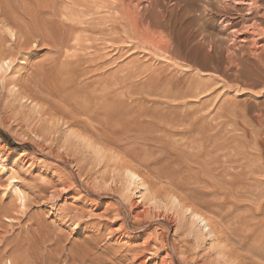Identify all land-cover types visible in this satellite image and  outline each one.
Masks as SVG:
<instances>
[{
  "label": "rangeland",
  "instance_id": "374dc122",
  "mask_svg": "<svg viewBox=\"0 0 264 264\" xmlns=\"http://www.w3.org/2000/svg\"><path fill=\"white\" fill-rule=\"evenodd\" d=\"M107 1L109 0H88L90 12L87 15L72 11V1H56L60 11L64 13L60 12L62 15L58 14L59 17L57 16L58 18L50 23L48 34L51 36L47 34L48 39L40 34V37L35 34L33 40L27 36L22 30L23 26L20 24L22 21L17 22L14 19V17L22 16L20 9L15 5H11L7 17L16 25L11 24L8 27L0 24L2 25L0 35L3 36L6 33L5 38L8 39L7 48L15 41L20 43L19 40H21L23 43L26 37L31 40V43L35 42L23 51L14 45L15 57L9 56L11 63L5 65L4 69L0 67V133L7 138L4 140L0 136V238L21 241L24 243L22 245H27L28 241L29 245V247L27 245L28 249L23 262L18 263L12 261L10 257H5L3 263L8 264L11 261L13 264H162V258L166 255L160 247L166 239L168 242H173L179 249L178 257L181 264H235L228 256L235 246L220 239L213 242L211 237L198 238L191 228L188 215L176 214L161 203L158 205L160 208L143 203L135 207L133 203L138 200L136 197L131 199L133 201H127L121 189L118 191L110 189L109 186L123 187V166L129 158L121 148L113 151L109 145L95 146L94 140H90V144L83 146V142L80 143L70 135L59 113L62 105L57 99L54 101L55 97L45 99L42 96L43 101L39 98L32 103L31 100H27V96L31 93H21V96L15 93L34 77H40L42 80L53 79L62 67L61 62H64L67 57L71 60L75 59L76 55H86L87 58H91L98 49L99 55H97L103 59L99 61V65L93 64L95 68L92 66L91 68H94L92 71L98 70L96 74L101 73L104 78L107 77L108 88L116 86L119 89L117 101L122 102L120 112L124 115L123 120L130 118V115L135 116L137 120L135 117L130 118L132 121L136 120L135 124L129 121L130 119L125 121L127 124H134V128L137 127L143 132L146 140H163L169 143L164 154L167 157H163L164 152L159 153L157 145H152L153 148L150 150L152 155H149L151 157H145L151 160L162 158L170 160L172 156L170 163L166 164L183 163V165L176 163L180 168L175 167L182 170V180H185L184 182L188 187L191 186L192 190L196 191L198 188L197 195L202 194L201 197L205 199L207 196L210 199L207 200L211 204L214 203L213 210L221 209V212L234 214L257 213L264 222V164H262L264 163V155L262 156L264 153V66L260 65L263 63L259 61L261 51L264 50V31H262L264 24L257 26L259 29H254L256 24L253 18L258 17L251 16V13H255L248 6L239 7V11L235 12L234 7L229 3H220V7L210 11L205 9L204 2L197 1L195 11L189 14L197 21L189 23L187 20L185 23H188L190 27L187 24V30L185 27L182 34L184 41L192 38L191 44L196 52L192 57L179 59L158 54L149 44L133 34V28L127 33L126 29L122 28V30L118 25L121 31L116 44L111 40L100 41L99 30L111 29L114 20L120 15L108 8ZM153 1L155 0H134L136 16H148L153 10ZM159 1L163 4L162 13L170 14L179 11L174 0ZM74 8L83 10L76 6ZM259 11V15L264 14V0H261ZM229 12L237 15L238 20H233V24L232 21L225 19ZM248 14L250 16H247ZM62 21L81 28L84 26L81 25L82 22L96 24V30L89 32L79 30L74 36L79 38L78 43L87 44L85 46L96 43V41L91 42L92 39L94 41L100 38L99 42L94 44V47H98L92 50L87 49V51L80 48L59 50L64 30H67L64 32L67 36L71 33L70 29L60 24ZM19 26L21 27L18 28ZM13 28L17 32L20 31L23 38L18 40ZM115 47L117 51H113ZM59 52H62L60 54L63 56ZM114 59L117 61L114 62ZM249 68L259 73L254 75L245 73L244 70ZM96 74L92 76H99ZM89 76H87L89 79L86 77L87 81L84 80V82L93 80L94 77ZM113 77H116V80ZM34 104H37L38 108H32ZM131 110L134 111L131 112ZM137 114L142 115L143 119ZM126 115L127 118H125ZM79 129L73 128L72 131L79 132ZM194 136L198 138V141L202 139L203 143L198 142ZM114 141L117 144L120 143L119 145L129 144L124 139H114ZM201 145L203 149L200 148ZM138 147L142 153L144 147L141 148L139 145ZM208 147L211 148L210 151ZM146 150L144 154L147 153ZM201 150H205L206 153L203 151L204 154ZM211 150L214 155L210 153ZM198 151L203 156L197 157ZM136 153L138 154L139 151ZM258 153H261V156ZM160 154L161 157H159ZM238 157H241V160L244 157L243 161L247 163L237 159ZM191 161L193 164L194 161L199 163L193 166ZM256 161L257 165L260 164L259 171H257L259 165L254 164ZM185 163H188L187 166ZM232 163L237 164L238 168ZM244 164L246 168L243 169ZM133 165L138 166L137 169L148 177L149 182H156L144 165L134 163ZM203 166H206V170H213V173L210 171L211 174H209V170L206 172ZM240 171H245L244 175ZM199 172L204 173L202 174L204 177ZM205 172L209 174L208 177L205 176L207 175ZM254 173H259L257 175L260 181L257 182V175L255 176ZM210 175L212 177H209ZM10 178L15 179H13L15 188H19L18 191L25 195L26 207H23L18 200L13 187H7L10 184ZM251 178L256 180L251 182ZM79 179L82 183L78 182ZM217 179L218 181L221 179V182H217ZM210 180L217 184L221 183V186L225 183L244 185L245 187H240L246 195L237 196L234 193L236 195L233 196V193L232 195L230 192L225 193L220 184L218 186L212 181L213 184H211ZM235 180L238 182L236 183ZM208 182L211 188L210 184L207 185ZM214 185L218 188L215 189ZM156 186L169 188L166 182H156ZM105 187L108 189L106 190ZM213 187L214 190H212ZM219 187L221 191L217 190ZM152 190L155 192V188ZM211 192L220 193L224 196V200L222 198V201L220 198L218 200V194L213 197ZM239 197L240 199H237ZM215 198L218 204L223 206H217V202L213 200ZM120 202H123L127 209L120 210L123 204ZM195 206L201 207L200 209L213 222H220L216 215L206 211L208 206V208L204 207L199 201L195 202ZM134 211L137 215L142 212L145 217L143 216L142 220L138 219ZM165 217H169L170 224ZM230 224H222L219 230L231 228ZM219 233L221 235L220 231ZM156 240L159 245L154 244ZM169 262L167 264H170Z\"/></svg>",
  "mask_w": 264,
  "mask_h": 264
},
{
  "label": "bare ground",
  "instance_id": "6f19581e",
  "mask_svg": "<svg viewBox=\"0 0 264 264\" xmlns=\"http://www.w3.org/2000/svg\"><path fill=\"white\" fill-rule=\"evenodd\" d=\"M56 1L59 2L60 0H54L53 1L54 6H53L52 0L51 1H47V0H0V24H4L8 27H9V25L14 24V22L10 21L9 20L10 18L8 19L7 16H8V10H11V8H10L11 5H15L17 8L20 9L22 16L19 14L20 17L19 16L14 17V19L17 22H19L20 20L22 21V23H20V24H21V26H23L22 30H24L26 32L27 36L31 37L33 40L35 34L38 36L40 34L41 36L43 35V37L45 36L46 37L45 39H48L47 34H48L49 29H50L49 28L50 23L52 21H55L54 20L55 18H58L60 15H62L61 13H64L62 10L60 11V8H59L60 6L59 7L57 6ZM63 1H65V0H63ZM67 1H69V2L72 1V5H73L71 7L72 11H76L81 15H87L90 12V6H89L90 4L88 5V0H67ZM133 1L134 0H111V2H110V0L107 1L108 5H109L108 8L112 9V11H115L114 13H117L120 15L119 16L117 15L118 17L116 16L117 18L114 20V25L111 29H109L107 31L105 29L99 30V35L101 36L100 41L111 40L113 43L116 44V42L118 41V34H120V31L122 28L126 29L125 31L127 33H129V30L131 28H133L134 29L133 34L135 36L142 39L146 44H149L153 48V50H155L158 54H160L162 56H166V57L168 56V57H173V58L175 57V58H179V59H185L187 57L188 58L192 57L196 52V49H193V46L191 44L192 38H187L186 41H184L183 40L184 37L182 36V34L184 33L185 27L187 30L186 25L188 23H185L187 20L189 23L193 22L194 20L197 21V19H194L193 17H191V15H189L190 13H193L195 11V9L197 7V6H195V4L197 3V1L204 2L205 3L204 6L206 7L205 9L206 10L208 9L210 11H213V10L217 9L218 7H220V5H221L220 3H223V4L229 3L230 6L232 5L234 7L233 11H235V12L239 11V9H238L239 7L248 6V7H250V10L254 11V13H255V14L251 13V16L256 15V17H258V18H253L254 22L256 24V27L254 26L255 27L254 29H259V28H257V26H262L264 24V14L259 15V12H260L259 10L261 9V0H174V4H176L179 11L176 13H170V14L162 13L163 4L159 0H155L152 2V7H153L152 12L148 16L145 15L143 17L142 16L141 17L136 16L137 13L135 14V12H134ZM148 1H150V0H148ZM61 2H62V0H61ZM225 5H223V6H225ZM75 6L79 7V8H83V10L82 9H76V8H74ZM58 14H59V16H58ZM236 16L237 15H233L230 12L226 14V17L224 15L225 19L232 21V24L234 23L233 20H238V18ZM247 16H250V15L248 14ZM199 20H201L200 17H199ZM60 24L63 27L70 29L71 33L67 36V34L64 33L67 30L66 31L64 30V32H63L64 36L62 37L61 42H60L61 48L58 46L60 48L59 50L68 49V48H72L75 50V49L80 48V49H83L84 51L85 50L87 51V49L92 50V49H95V47H98V46L94 47V44L96 45V43L99 42L98 40L100 38L99 39L95 38L96 40H94V41L92 39L91 42L96 41V43H91L93 46L91 44L89 46H85L87 44L82 45L81 42L78 43L77 41H79V38L78 37L75 38V36H74V34L79 30H81L83 32H85V31L89 32V31L96 30L97 29L96 24H94L92 22H90V23L89 22H82L81 25L82 26L84 25L82 28L80 26H75V25L72 26V25L65 24L64 21H62ZM4 25H3V27H4ZM14 25H16V24H14ZM118 25L121 27V29ZM21 26H19L18 28H20ZM188 26H189V24H188ZM242 27H241V29H242ZM247 27H248V25H247ZM10 29L12 30V28H10ZM13 30H15V29L13 28ZM262 31H264V30H262ZM7 32H8V30H7ZM1 33H3V32L1 31ZM21 34L22 33L20 31L17 32V30H15V36L17 35L18 40L23 38ZM112 35H114V37H111ZM3 36L0 35V67H1V69H4L5 65H9V63H11L12 60L9 59V56L15 57V53L13 52V49H15V46H18V49L20 51L21 50L23 51L24 49H27L29 47V45L31 46L32 43H35V42L31 43V40L27 39V37H26V38H24L23 43H21V40H19L20 43L19 42L17 43L15 41L13 44H11V46H9L11 48L10 49L9 47L8 48L6 47V43L8 42L7 41L8 39L5 37H7V36L6 35L4 37ZM38 36H37V38H38ZM49 36H51V35H49ZM72 42L73 43L76 42V44H72ZM89 42L90 41L88 40V43ZM36 43H37V40H36ZM12 47H14V48H12ZM95 51H96V54L93 55L91 58H87L86 55H83V56H77L76 55L77 57L75 56V59L71 60V59H69L70 57H67L64 62H61V64L59 63L60 66H62V67L59 66L60 69L58 71V74L53 79L42 80L40 77H36V78L34 77L29 83L26 82L27 84H25V85L23 84L24 86L22 85L18 89L17 93H15V92L14 93L18 96H21V93H25V94L31 93L30 96H27L28 97L27 100H31L32 103H33V101H37L39 98L41 99L40 101H43L44 98L45 99H47V98L52 99L55 97L54 101H55V99H57L62 105V107H60V112H59L60 115H62V119H63L62 121H65L64 124L67 125V128H68V131L70 132V135L74 136L77 139V141H80V143L83 142V146H84V144H86V145L90 144L89 143L90 140H94L95 146L97 144L99 146L100 145L101 146H103V145L108 146L109 145L113 149V151L114 150L117 151L118 148H121L122 152L126 155V157L129 158L128 162H126V164L123 166L124 167L123 174H122V176H123V178H122L123 179L122 180L123 181V187L119 188V187H117V185H116V187H111V186H109V187L113 191H118L119 189H121V192H123L125 194V196L123 194V197H125V199L127 201L136 197L138 200L133 203L135 205V207L139 203H143L144 205H146V204L152 205L153 204V206H158V205H160V203L164 204L167 207V209L169 208L170 211L172 210L176 214L180 215V213H182L183 215H188L189 219H190L191 228L197 234L198 238L204 239L206 237H211L213 242L216 239H218V240L220 239V240L224 241L225 243L233 244L235 246V248L231 252L228 253V256L230 257L231 260L234 261L235 264H264V222H263V220L261 221V219L259 218L257 213L256 214H250L252 212H250V213L247 212L248 213L247 214V213L243 212V213H239V214H234L233 212L232 213L221 212V209H220V211L213 210L212 205L214 203L211 204V202L209 201L210 199L207 196H206V198L209 200L205 199V197H201L202 194L200 196L197 195L196 192H197L198 188L196 189V191H194V189L192 190L190 188L191 186L188 187V185L184 182L185 180L184 181L182 180V178H183L181 176L182 170L175 168V167L180 168V166H177V164L179 162L178 163L176 162L177 164L176 163L166 164V163H170L172 156L170 157V160H168L166 158L156 159V160H151L150 158L149 159L146 158L147 156L151 157L149 155H152V153H150V150H152L151 148H153L152 145H157L159 153L164 152L162 154L163 157L164 156L167 157L164 154L166 151V147H168L169 143H167L163 140H161V141L160 140L158 141L155 139L146 140V135L143 134V132L139 131L137 129V127H135V128L133 127V125L135 124V121L137 120L136 119L137 117L134 116L136 119L135 121H132L130 119L133 117L131 115H130V118H127V115L125 117V118H127V120L130 119L129 121H132V123H134V124H132V123L127 124L126 123L127 120L126 119H125L126 121L123 120L124 115H122V113L120 112L122 102L117 101V97L119 95V89L116 86L114 88H108V85H106V84H108V82L106 80L107 77L104 78V76H102L101 73H97L99 76H95V77L92 76V75H95L96 72L98 71L97 69H95L97 71L94 70L95 72L92 71L95 68L93 66V64L99 65V63H100L99 61H101L103 59V58L101 59V57L98 56L99 55L97 53L98 49H96ZM113 51H117L116 47L113 49ZM230 51H232V50H230ZM261 52L262 53H261L259 61H261L264 64V50ZM60 53H62V52H59V54ZM67 53H69V52H67ZM86 53L88 54V52H86ZM60 55L63 56V54H60ZM116 61H117V59H114V62H116ZM62 63H63V65H62ZM263 64H260V65L264 66ZM92 66L94 67L93 69L91 68ZM250 66L251 65H249V67ZM257 68H259V67H257ZM98 69H100V67ZM255 69H256V67H255ZM254 70H250V68H249L246 71L244 70V72L245 73L248 72L251 75L259 73V72H256ZM261 71H262V69H261ZM92 72H93V74H91ZM90 74H91V76H89ZM100 74H101V76H100ZM87 76L94 77V78H92L93 80H91L90 82H84V80ZM113 78L115 79L116 77H113ZM87 79H89V78L87 77ZM85 81H87V80H85ZM15 88H17V87H15ZM32 88H33V91L35 93H33ZM42 96L44 97L43 99H42ZM36 107L38 108L37 104H34L32 108H36ZM133 111L134 110H131V112H133ZM137 113H139V112H137ZM131 114L133 115L134 113H131ZM134 115H136V114H134ZM137 116L141 117L142 115L137 114ZM128 117H129V115H128ZM165 121H167V120H165ZM170 121H172V120H170ZM169 125H171V124H169ZM164 126H166V125L164 124ZM73 128H80L79 132L75 131L73 133V131H72ZM162 128H163V126H162ZM168 129H170V128L168 127ZM165 130H167L166 127H165ZM162 131H164V130H162ZM164 132H166V131H164ZM197 135H199V133H197ZM200 136H201V134H200ZM74 137H73V139H74ZM197 137H199V136H197ZM114 139L115 140L116 139L117 140L118 139H124L129 144L127 145V144L123 143L122 145H119L120 143L119 144L115 143ZM197 139L198 138H196V140ZM190 140H192V138ZM201 140L202 139H200L199 141L197 140V141L202 144L203 142H201ZM194 141H195V139H194ZM194 141H193V143H195ZM197 141H196V143H197ZM197 144L199 145V143H197ZM138 145L141 146V148L144 147V150H143L144 153H145V150L147 148V150H146L147 153L146 154H144L143 152L141 153L140 151H142V150H138L139 149ZM218 147L220 148V146H218ZM90 148H91V146H90ZM200 148L203 149V146L201 145ZM211 148L208 147L209 151ZM214 148H215V146H214ZM92 149H94V148H92ZM198 149H199V147H198ZM206 150H207V148H206ZM137 151H139L140 154L139 153L137 154L136 153ZM203 151H205V150H201V152H203ZM213 151L217 153V151H215V150H213ZM198 153H199V151H198ZM200 153L197 157L203 156L202 154L200 155ZM205 153H206V151H205ZM210 153H212V150ZM94 154H96V152ZM143 154H144V157H143ZM208 154H209V152L207 151V155ZM212 154L210 155V157L212 156ZM258 154H260V156H261V153H258ZM263 155H264V153L262 154V156ZM98 156H100V155H98ZM154 156H152V157H154ZM238 156H240V155H238ZM257 156H259V155H257ZM159 157H161V154ZM197 157H195V158H197ZM244 157H245V155H244ZM244 157H242V160L240 159L241 157H238L237 159H240L241 161H243ZM248 157H249V155H248ZM95 158H97V156ZM174 160H176V159L174 158ZM197 160H199V159L197 158ZM229 160H228V163H229ZM209 161H210V158H209ZM209 161H208V164H209ZM257 161H258V159H257ZM257 161L254 163L255 165H257ZM234 162H236V160ZM243 162L247 163V161L246 162L243 161ZM262 162H260V163H262ZM133 163L136 165H141V164L144 165L146 170L151 172L150 174L153 175L156 182H166L169 185V188L158 187V186H156L155 181L149 182L148 177L144 173H142L139 169H137L138 166H134ZM191 163H192V161H191ZM197 163H199V161ZM197 163L194 161V164H197ZM201 163H202V161H201ZM210 163H212V162H210ZM237 163H239V162L237 161ZM187 164H186V166H187ZM194 164L192 163L193 166H194ZM202 164L206 165L205 163H202ZM233 164L234 163H232V165ZM248 164H249V162H248ZM262 164H264V163H262ZM181 165H183V163H181ZM236 165L234 164V167L238 168ZM258 165H257L258 169L256 168L257 171H259V167H260V164H258ZM2 167H3V165H2ZM203 167L205 168L206 166H203ZM230 167H231V165H230ZM188 168H190V167H188ZM240 168L242 169V167H240ZM244 168H246L245 164L243 166V169ZM190 169L193 170L192 168H190ZM231 169H233V168H231ZM205 170H206V168H205ZM207 170H209V169H207ZM207 170H206V172H207ZM261 170H263V169H261ZM210 171H212V173H213V170H209V174H211ZM252 171H251V173H252ZM117 172H118V170H117ZM197 172H198V170H197ZM206 172H205V174H207ZM223 172H225V170ZM240 172L242 173L243 171H240ZM244 172L242 173L243 175H244ZM246 172H248V170ZM200 173L201 172H199V174ZM118 174H119V172H118ZM202 174H204V173H202ZM202 174H200V175H202ZM209 174H207L205 176L208 177ZM234 174H237V172ZM247 174H249V173H247ZM254 174H250V175L253 176ZM257 174H259V173H257ZM257 174H255V176ZM197 175H198V173H197ZM229 175H230V172H229ZM113 177H115V176H113ZM209 177H212V175H210ZM10 179H9L10 184L7 187H9V186L13 187L12 189H14V192L16 193L18 200L21 202L23 207H26L25 195L22 192L18 191L19 188L18 189L15 188V186L13 184L15 179L14 178H12L11 180ZM218 179H217V182H221L220 180L222 178L219 181H218ZM224 179H226V178H224ZM251 179H248V180H251ZM254 179L255 178H253L251 182H253ZM212 180H210V183ZM228 180H229V178H228ZM228 180H226V181H228ZM229 181L232 182L231 180H229ZM258 181H260V180H258V175H257V182ZM78 182H81L80 179L78 180ZM237 182L238 181H236V183ZM150 183H151V185H150ZM210 183L208 182L207 185H209ZM213 183L217 184L216 182H213ZM213 183H211V184H213ZM195 184H193V185H195ZM211 184H210V188H211ZM218 184H220L221 189H223L225 191V193L230 192L231 195H232V193L233 194L236 193L237 196H242V194H243L242 188L240 186H244V185H241L240 183H239L240 186L237 185L238 183L237 184L234 183V184H230V185H229V183H225V184H222L223 188L221 186V183H218ZM113 185H114V183H113ZM218 186L217 187L215 186V189L218 188ZM220 187L217 190H220ZM152 188H155V192H153ZM101 189H104V188H101ZM107 189H108V187L106 188V190ZM212 190H214V187ZM220 191H218V192H220ZM198 194H200V193L198 192ZM210 194H212V196L214 197V195L216 193L211 192ZM236 194H234L233 196H235ZM207 195H209V194H207ZM219 195H220V197H219ZM222 195H224V194H222ZM243 195H246L245 192ZM209 196H211V195H209ZM223 197L224 196H221V194L219 193L217 199L219 200V198H220V201H222V200H224ZM221 198H222V200H221ZM228 198H229V195H228ZM259 198H261V197H259ZM187 199H190V200H187ZM230 199H231V197H230ZM237 199H240V197ZM213 200H215L216 202L218 201V200H216V198ZM131 201H133V200H131ZM196 201L201 202L204 205V207H206V208L209 207L208 209L205 208L206 211L208 210L209 212L216 215L220 219V222H218V223L216 221L213 222V220L205 212H203L200 209L201 207L197 208L195 206ZM216 202H215V205H216ZM133 204H131V205H133ZM221 204H224V203H221ZM219 205H220V203L218 204V202H217V206H219ZM220 206H223V205H220ZM122 209H127V206L124 205V203L122 204L120 210H122ZM128 209H129V207H128ZM155 209H157V207ZM148 210H150V209H148ZM0 212H1V210H0ZM145 212H146V210H145ZM133 213L136 214L138 219L142 220V218L144 216L142 214V212L139 213L138 215H137V213H135V211ZM153 214H154V212H153ZM165 218H167V217H165ZM168 220H169V217L167 218V221ZM170 220L172 221V219H170ZM167 221L165 220L166 223H167ZM226 223H231L230 225L232 227L225 229V230H219L220 228H222V224H226ZM169 224H170V222H169ZM139 225H142V223H139ZM142 228H144V227H142ZM219 231L221 232V235H219L220 234ZM164 240H165V242L160 247V249H163V251L165 252V255H166L165 257L162 258V264H167L168 261H170L169 262L170 264H181L179 261V257H178L179 249L177 248V246L173 242L171 243V242H168L166 239H164ZM157 241L158 240H156V242H154V244L159 245V242H157ZM22 244H24V243H22L21 241L16 242V241L9 239V238L8 239L7 238H0V264H4L3 259L5 257H10V258H12V261L14 260L15 262H18V263L21 261L23 262L24 257L27 253L26 250L28 249L27 248L28 241L26 243L27 245H22ZM28 247H29V245H28ZM145 261H147V260H145ZM8 264H13V263H11V261H10V263H8Z\"/></svg>",
  "mask_w": 264,
  "mask_h": 264
},
{
  "label": "trees",
  "instance_id": "16d2710c",
  "mask_svg": "<svg viewBox=\"0 0 264 264\" xmlns=\"http://www.w3.org/2000/svg\"><path fill=\"white\" fill-rule=\"evenodd\" d=\"M0 136H1V138H3L4 140H7L6 136L3 135L2 133H0Z\"/></svg>",
  "mask_w": 264,
  "mask_h": 264
}]
</instances>
